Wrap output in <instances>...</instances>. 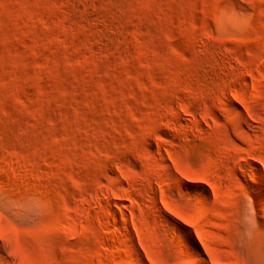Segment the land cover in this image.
Listing matches in <instances>:
<instances>
[{
	"label": "rangeland",
	"instance_id": "rangeland-1",
	"mask_svg": "<svg viewBox=\"0 0 264 264\" xmlns=\"http://www.w3.org/2000/svg\"><path fill=\"white\" fill-rule=\"evenodd\" d=\"M258 189L264 0H0V264H264Z\"/></svg>",
	"mask_w": 264,
	"mask_h": 264
},
{
	"label": "bare ground",
	"instance_id": "bare-ground-1",
	"mask_svg": "<svg viewBox=\"0 0 264 264\" xmlns=\"http://www.w3.org/2000/svg\"><path fill=\"white\" fill-rule=\"evenodd\" d=\"M256 184L259 186L258 181L256 182ZM254 194H255V196H256V200H257V204H258V206H259L262 210H264V197H263L261 191L258 189L257 191L254 192ZM187 240H188V242H190V240L188 239V237H187ZM218 264H221V263H218Z\"/></svg>",
	"mask_w": 264,
	"mask_h": 264
}]
</instances>
